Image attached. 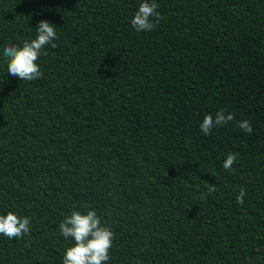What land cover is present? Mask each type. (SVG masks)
Listing matches in <instances>:
<instances>
[{"label": "trees", "instance_id": "16d2710c", "mask_svg": "<svg viewBox=\"0 0 264 264\" xmlns=\"http://www.w3.org/2000/svg\"><path fill=\"white\" fill-rule=\"evenodd\" d=\"M142 2L0 0V215L30 219L0 264H62L59 225L89 210L114 233L106 264H264V0H155L137 32ZM41 20L42 78L10 76L4 46ZM221 109L235 119L205 136Z\"/></svg>", "mask_w": 264, "mask_h": 264}, {"label": "clouds", "instance_id": "9594fccd", "mask_svg": "<svg viewBox=\"0 0 264 264\" xmlns=\"http://www.w3.org/2000/svg\"><path fill=\"white\" fill-rule=\"evenodd\" d=\"M159 5L155 0H144L135 12L131 26L137 32H149L158 26L163 19L157 9ZM152 18H155L154 20ZM35 39L25 40L22 47L5 45L3 56L7 60V73L22 81H33L42 78L39 65L36 61L41 54L47 55L44 51L46 46L55 49L57 44L53 41L57 38L56 27L48 21L38 22ZM235 119L234 115L221 109L215 116L205 115L200 124V130L205 135L211 134L212 129L222 127ZM237 127L245 133L253 132L252 125L248 120L237 123ZM237 153H229L223 163L225 170H231L237 161ZM216 191L214 186L210 187L207 194ZM207 194L202 193L201 198ZM245 189L241 188L236 197V203L243 205ZM29 217H18L12 212L0 215V235L8 239L20 238L29 232ZM60 234L65 238H71L74 243L66 248L62 264H106L110 260L109 251L113 246L114 233L109 227L102 224L101 218L94 210L82 214L79 211H72L71 215L65 217L59 225Z\"/></svg>", "mask_w": 264, "mask_h": 264}]
</instances>
